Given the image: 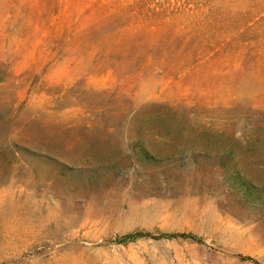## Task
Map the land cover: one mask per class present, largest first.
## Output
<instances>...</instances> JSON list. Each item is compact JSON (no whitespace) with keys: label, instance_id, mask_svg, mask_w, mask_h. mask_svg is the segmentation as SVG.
<instances>
[{"label":"rangeland","instance_id":"1","mask_svg":"<svg viewBox=\"0 0 264 264\" xmlns=\"http://www.w3.org/2000/svg\"><path fill=\"white\" fill-rule=\"evenodd\" d=\"M0 264H264V0H0Z\"/></svg>","mask_w":264,"mask_h":264},{"label":"bare ground","instance_id":"2","mask_svg":"<svg viewBox=\"0 0 264 264\" xmlns=\"http://www.w3.org/2000/svg\"><path fill=\"white\" fill-rule=\"evenodd\" d=\"M130 215H132V216L134 215V210L131 211V214H130ZM142 221H144V220H142ZM135 223H136V224L139 223V224H143L144 226H147V224H146L145 222H144V223L135 222ZM107 255H108L109 257L111 256L110 254H107ZM111 260H113V261H117V258H116V257L114 258V256H112Z\"/></svg>","mask_w":264,"mask_h":264}]
</instances>
